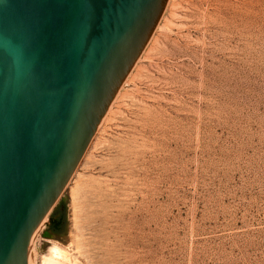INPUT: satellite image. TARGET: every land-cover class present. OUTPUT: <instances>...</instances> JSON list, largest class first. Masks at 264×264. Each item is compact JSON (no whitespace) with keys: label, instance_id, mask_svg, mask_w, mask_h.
<instances>
[{"label":"rangeland","instance_id":"obj_1","mask_svg":"<svg viewBox=\"0 0 264 264\" xmlns=\"http://www.w3.org/2000/svg\"><path fill=\"white\" fill-rule=\"evenodd\" d=\"M31 252L264 264V0L168 1Z\"/></svg>","mask_w":264,"mask_h":264},{"label":"water","instance_id":"obj_2","mask_svg":"<svg viewBox=\"0 0 264 264\" xmlns=\"http://www.w3.org/2000/svg\"><path fill=\"white\" fill-rule=\"evenodd\" d=\"M168 1L0 0V264H30Z\"/></svg>","mask_w":264,"mask_h":264},{"label":"trees","instance_id":"obj_3","mask_svg":"<svg viewBox=\"0 0 264 264\" xmlns=\"http://www.w3.org/2000/svg\"><path fill=\"white\" fill-rule=\"evenodd\" d=\"M53 213L59 214V217L52 219V229L53 231L59 233L63 230L64 227V208L58 206L57 208H55Z\"/></svg>","mask_w":264,"mask_h":264},{"label":"bare ground","instance_id":"obj_4","mask_svg":"<svg viewBox=\"0 0 264 264\" xmlns=\"http://www.w3.org/2000/svg\"><path fill=\"white\" fill-rule=\"evenodd\" d=\"M45 221H46V219H45ZM45 221H44V222H45ZM44 222L40 225V227L38 228L37 232L43 227ZM37 232L35 233L34 237L36 236ZM31 253H32V252H31ZM31 253H30L29 263H30V264H33V263H32V258H31ZM55 254H59V252L56 251Z\"/></svg>","mask_w":264,"mask_h":264}]
</instances>
